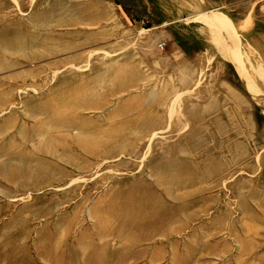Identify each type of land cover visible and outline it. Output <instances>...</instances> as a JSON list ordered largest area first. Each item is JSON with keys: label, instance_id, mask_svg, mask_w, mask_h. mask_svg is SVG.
<instances>
[{"label": "rangeland", "instance_id": "374dc122", "mask_svg": "<svg viewBox=\"0 0 264 264\" xmlns=\"http://www.w3.org/2000/svg\"><path fill=\"white\" fill-rule=\"evenodd\" d=\"M122 1L0 0V264H264V0Z\"/></svg>", "mask_w": 264, "mask_h": 264}, {"label": "crops", "instance_id": "0c3cea01", "mask_svg": "<svg viewBox=\"0 0 264 264\" xmlns=\"http://www.w3.org/2000/svg\"><path fill=\"white\" fill-rule=\"evenodd\" d=\"M123 2V5L124 6H127L128 4L125 2V0L124 1H122Z\"/></svg>", "mask_w": 264, "mask_h": 264}, {"label": "bare ground", "instance_id": "6f19581e", "mask_svg": "<svg viewBox=\"0 0 264 264\" xmlns=\"http://www.w3.org/2000/svg\"><path fill=\"white\" fill-rule=\"evenodd\" d=\"M214 22H216V20H212V22L211 23H214ZM256 96V95H255Z\"/></svg>", "mask_w": 264, "mask_h": 264}]
</instances>
